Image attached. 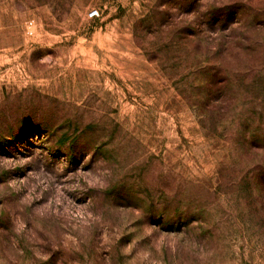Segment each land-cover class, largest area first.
Instances as JSON below:
<instances>
[{
  "label": "rangeland",
  "instance_id": "rangeland-1",
  "mask_svg": "<svg viewBox=\"0 0 264 264\" xmlns=\"http://www.w3.org/2000/svg\"><path fill=\"white\" fill-rule=\"evenodd\" d=\"M262 179L264 0H0V264H264Z\"/></svg>",
  "mask_w": 264,
  "mask_h": 264
},
{
  "label": "built area",
  "instance_id": "built-area-1",
  "mask_svg": "<svg viewBox=\"0 0 264 264\" xmlns=\"http://www.w3.org/2000/svg\"><path fill=\"white\" fill-rule=\"evenodd\" d=\"M99 11L98 10H94V11H90V13H89V18L90 19H97V18H99Z\"/></svg>",
  "mask_w": 264,
  "mask_h": 264
},
{
  "label": "trees",
  "instance_id": "trees-1",
  "mask_svg": "<svg viewBox=\"0 0 264 264\" xmlns=\"http://www.w3.org/2000/svg\"><path fill=\"white\" fill-rule=\"evenodd\" d=\"M264 181V179H262Z\"/></svg>",
  "mask_w": 264,
  "mask_h": 264
}]
</instances>
